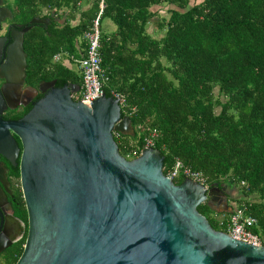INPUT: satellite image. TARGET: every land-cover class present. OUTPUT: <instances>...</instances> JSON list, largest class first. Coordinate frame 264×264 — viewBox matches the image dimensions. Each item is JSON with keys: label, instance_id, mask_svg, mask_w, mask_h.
Wrapping results in <instances>:
<instances>
[{"label": "trees", "instance_id": "16d2710c", "mask_svg": "<svg viewBox=\"0 0 264 264\" xmlns=\"http://www.w3.org/2000/svg\"><path fill=\"white\" fill-rule=\"evenodd\" d=\"M14 2L16 15L31 26L23 42L28 79L35 84L55 79L58 87L81 85L82 76L71 68L73 59L53 62V56L83 57V34L101 10L104 93L125 96L127 112L121 113L133 127L132 135L113 132L119 152L137 157L150 131L157 130L152 147L163 157V173L168 175L179 160L200 172L209 187L240 189L236 204L256 217L252 231L264 244V0ZM164 2L182 11L170 9L168 18L156 22L155 32L162 34L153 36L147 31L155 14L151 7ZM32 18L46 22L30 24ZM103 18L116 29L101 30ZM184 178L179 173L172 180L180 184ZM197 210L214 229L226 230L232 211L219 213L207 201ZM23 242L6 264L16 262Z\"/></svg>", "mask_w": 264, "mask_h": 264}, {"label": "water", "instance_id": "95a60500", "mask_svg": "<svg viewBox=\"0 0 264 264\" xmlns=\"http://www.w3.org/2000/svg\"><path fill=\"white\" fill-rule=\"evenodd\" d=\"M30 27L9 49L3 77L11 83L1 87L6 95L23 81ZM55 83L39 84L43 96L21 118L0 119V150L17 156L11 132L22 144L27 225L14 264H264V244L214 229L197 210L223 190L188 177L175 184L151 146L127 159L113 132L132 135L133 127L118 100L105 93L91 103L74 100L80 85ZM222 205L228 208L226 201Z\"/></svg>", "mask_w": 264, "mask_h": 264}, {"label": "flooded vegetation", "instance_id": "af4514ba", "mask_svg": "<svg viewBox=\"0 0 264 264\" xmlns=\"http://www.w3.org/2000/svg\"><path fill=\"white\" fill-rule=\"evenodd\" d=\"M14 4V0H0V96L2 97L0 119L5 122L21 118L44 94V92L39 90V84L42 81L35 84V81L28 79V66L25 67L23 81L14 82L15 85H20L19 89L13 88L7 95L1 91V87L5 89L11 83L6 77H3L8 75L4 64L9 49L13 45L14 39L18 36V32L27 26L19 18V15H16ZM16 72L17 78L19 77V72ZM10 104L16 106L11 108ZM11 135L18 147L17 156L11 153H8V156L6 155V150H3L4 152L0 150V264H6L9 258L8 255L14 247L19 242L25 241L26 238L27 212L21 188L19 168L22 144L15 133L11 132ZM221 190L223 191H220L218 195L213 194L212 198L207 199L208 204L215 210L216 208H221L222 202L226 201L225 198L227 199L229 196V190L226 187ZM9 242L10 244L4 246Z\"/></svg>", "mask_w": 264, "mask_h": 264}, {"label": "built area", "instance_id": "2783aa9c", "mask_svg": "<svg viewBox=\"0 0 264 264\" xmlns=\"http://www.w3.org/2000/svg\"><path fill=\"white\" fill-rule=\"evenodd\" d=\"M100 14L101 10L99 11L97 18L94 20L92 27L84 32L83 37L87 41L85 55L80 58H74L73 56H68L66 58V60L73 59L74 62L77 63L82 76L81 88L77 93H73L71 96L74 100H81L86 103H91L104 94V84L107 81V76L101 67L100 31L98 27ZM60 54L61 53H57L53 56L54 62L60 61ZM110 96L116 98L121 110L127 112V110H125L127 102L124 95L112 92ZM155 136H157V130L153 129L150 131L149 136L145 138V147H152ZM179 173L208 187L200 172L190 170L177 160L173 170L170 171L167 176L173 179ZM231 211L232 212L227 216V220L225 221V232L230 236L245 242L262 244L260 236L252 231V227L257 224L256 217L246 214L245 206L243 205L233 204ZM218 218L219 224H223L224 215H219Z\"/></svg>", "mask_w": 264, "mask_h": 264}, {"label": "rangeland", "instance_id": "374dc122", "mask_svg": "<svg viewBox=\"0 0 264 264\" xmlns=\"http://www.w3.org/2000/svg\"><path fill=\"white\" fill-rule=\"evenodd\" d=\"M190 4H194V3H199L201 2V0H189ZM84 8V7H83ZM152 11L155 12L154 16L151 18V22L148 24L147 27V31L149 33H151L153 36H160L162 34V32H155V28H156V22L160 21L161 18H168L169 16V10L170 9H179L180 11H182V9H180L178 6L169 3V2H164L163 4L159 5V6H153L151 7ZM74 22H77V20H75ZM101 30H103L104 32L110 33L112 31H114L116 29V25L109 20L108 18H103L101 21ZM61 59L60 62H65V59L68 57L65 52H61ZM71 68L79 73V69H78V65L76 62H72L70 63ZM218 89L215 88L214 89V93L217 94ZM134 142V141H133ZM132 142V144H134ZM143 150V149H142ZM229 190V189H228ZM239 190L240 189H231L229 190V196H228V200L225 198V200L228 202V204H236V200L241 198L240 194H239ZM216 208V207H215ZM221 208H216V210L219 213L223 212V208L220 210ZM228 209V208H227ZM229 210V209H228ZM224 212H226L224 210Z\"/></svg>", "mask_w": 264, "mask_h": 264}, {"label": "crops", "instance_id": "0c3cea01", "mask_svg": "<svg viewBox=\"0 0 264 264\" xmlns=\"http://www.w3.org/2000/svg\"><path fill=\"white\" fill-rule=\"evenodd\" d=\"M101 1H102V0H101ZM101 6H102V4H101ZM44 13H47V11H44ZM96 18H97V17H96ZM96 18H95V19H96ZM95 19H94V20H95ZM93 22H94V21H93ZM74 23H75V22H74ZM91 27H92V26H91ZM91 27H90V28H91ZM83 36H84V34H83ZM83 38H84V37H83ZM84 39H85V38H84ZM79 41H81V39H80ZM80 50H83V51H84L83 54L85 55L86 48H82V47H81ZM59 53H61V52H59ZM67 61H68V59H67V60L65 59V63H67ZM53 62H54V61H53ZM81 85H82V82H81ZM81 85H80V88H81ZM227 200H228V197H227ZM226 203H227V205H228V209H229V207L232 208V205L234 204V203H233V204H230V205H229L227 201H226ZM222 207H223V205H222ZM222 207H221V208H222ZM225 208H226V207L224 206L223 209H225ZM228 209L226 208V211H227V212H229ZM216 211H217V210H216ZM217 212H218V211H217Z\"/></svg>", "mask_w": 264, "mask_h": 264}]
</instances>
